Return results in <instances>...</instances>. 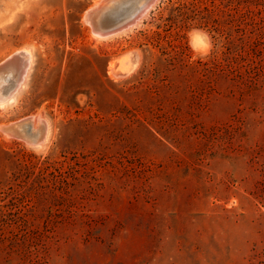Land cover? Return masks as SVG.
Wrapping results in <instances>:
<instances>
[{
    "label": "rangeland",
    "instance_id": "rangeland-1",
    "mask_svg": "<svg viewBox=\"0 0 264 264\" xmlns=\"http://www.w3.org/2000/svg\"><path fill=\"white\" fill-rule=\"evenodd\" d=\"M96 1L0 0V63L30 62L0 108V264H264V0H152L108 37ZM29 115L43 146L1 131Z\"/></svg>",
    "mask_w": 264,
    "mask_h": 264
},
{
    "label": "water",
    "instance_id": "water-1",
    "mask_svg": "<svg viewBox=\"0 0 264 264\" xmlns=\"http://www.w3.org/2000/svg\"><path fill=\"white\" fill-rule=\"evenodd\" d=\"M151 1L152 0H102L101 6H91L92 8L90 7V9H87V12H85L89 21V23H87L93 35L96 33L108 37L132 25L134 21L142 15ZM2 62V64L0 63V72L5 71L10 63L7 60ZM130 67H132V65H130ZM8 89H6V91H8ZM33 120L34 117L32 118V115L23 117L19 120L4 124L1 131L8 132L11 134L10 136L20 138L29 145L37 146L35 141L44 135V131L42 125H40L39 129H27Z\"/></svg>",
    "mask_w": 264,
    "mask_h": 264
},
{
    "label": "bare ground",
    "instance_id": "bare-ground-1",
    "mask_svg": "<svg viewBox=\"0 0 264 264\" xmlns=\"http://www.w3.org/2000/svg\"><path fill=\"white\" fill-rule=\"evenodd\" d=\"M102 2V0H98V1H96L95 2V6H99V4ZM156 2V1H155ZM151 4H149L148 5V7L144 10V12L146 13L147 12V10L149 9V6H150ZM151 8V7H150ZM149 11V10H148ZM144 12H143V14H144ZM148 13V12H147ZM146 13V14H147ZM145 15V14H144ZM140 19V18H139ZM88 20V19H87ZM138 22V21H137ZM133 26V25H132ZM131 26V27H132ZM127 29V28H126ZM129 30V29H128ZM95 35H97V34H95ZM116 35V34H115ZM113 36V35H112ZM97 37H98V35H97ZM96 38V37H95ZM102 38V37H101ZM27 50V49H26ZM28 51V50H27ZM29 52V51H28ZM26 53V52H25ZM27 54H29L30 55V53H27ZM20 51H17V52H15V53H13L12 55H10L8 58H7V61L8 62H10L8 65H14V68L16 67V68H18V76H17V79H15V78H12L11 79V81H14V83H15V85H13L14 86V88L12 89H9L8 91H6V96H5V99L4 100H2V101H0V108L2 107H4L5 105H8V104H10V103H12L13 101H14V98H15V95H16V93H17V90L18 89H20V87L23 85V83H24V80H26L25 79V77H26V75H27V73L29 72L28 70H29V65H30V62H27V60L25 59V58H22V56L20 55ZM23 55H24V53H23ZM136 57V56H135ZM135 57H133V58H135ZM132 58V60H135V59H133ZM8 68H10V66L8 67ZM8 68H6V69H8ZM13 68V69H14ZM15 68V70H17ZM12 69V68H11ZM129 70H130V68H129V66H128V62H127V60L126 59H123V58H120V59H117V60H114V61H112L111 63H110V67H109V75L111 74V76H116L117 77V75H124V74H126L127 72H129ZM6 75V74H5ZM14 76V75H13ZM11 77V76H10ZM1 84V83H0ZM7 84V83H6ZM3 86V85H2ZM11 86V85H10ZM6 89H8V87L6 88V86H5V90ZM4 90V86H3V88H1V92ZM18 91H20V90H18ZM34 118L35 117H37V116H33ZM40 117V116H39ZM38 119V117L36 118V120ZM35 119L33 120V121H36ZM42 120V118L40 119V121ZM38 121V120H37ZM36 121V122H37ZM44 121V120H43ZM36 122L34 123V124H36ZM41 123H44V122H41ZM39 124V123H38ZM37 124V125H38ZM40 125V124H39ZM34 127V126H33ZM36 127V126H35ZM40 127V126H39ZM39 127H38V129H39ZM44 127V126H43ZM46 129H44V130H46V135H45V133H44V135H45V137L43 138V139H41V140H39L38 142H36L37 143V145H41V146H43V144L45 143V141L47 140V137L49 136V134L51 133H49V129H48V127H45ZM35 129V128H34ZM37 129V128H36ZM43 137V136H42ZM41 137V138H42Z\"/></svg>",
    "mask_w": 264,
    "mask_h": 264
},
{
    "label": "clouds",
    "instance_id": "clouds-1",
    "mask_svg": "<svg viewBox=\"0 0 264 264\" xmlns=\"http://www.w3.org/2000/svg\"><path fill=\"white\" fill-rule=\"evenodd\" d=\"M189 47L201 58L206 57L213 48L212 37L204 29L194 28L188 33Z\"/></svg>",
    "mask_w": 264,
    "mask_h": 264
},
{
    "label": "trees",
    "instance_id": "trees-1",
    "mask_svg": "<svg viewBox=\"0 0 264 264\" xmlns=\"http://www.w3.org/2000/svg\"><path fill=\"white\" fill-rule=\"evenodd\" d=\"M257 31L260 32V29L258 28Z\"/></svg>",
    "mask_w": 264,
    "mask_h": 264
}]
</instances>
